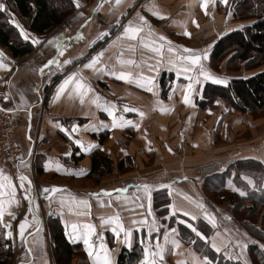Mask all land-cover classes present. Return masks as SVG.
Wrapping results in <instances>:
<instances>
[{"label": "crops", "instance_id": "obj_1", "mask_svg": "<svg viewBox=\"0 0 264 264\" xmlns=\"http://www.w3.org/2000/svg\"><path fill=\"white\" fill-rule=\"evenodd\" d=\"M79 1L68 25L47 33L37 53H0V76H7L0 104L15 110L14 135L21 153L29 152L25 162L0 169V220L17 226L0 230L12 242L14 264H59L68 244L67 264H116L121 248L137 240L142 264H204L167 224L170 215L204 220L211 249L240 260L194 174L216 160L264 156L256 145L264 140V117L229 111L221 98L199 113L195 99L207 82L225 84L264 69L211 71L212 46L246 21L233 19L231 0ZM114 23L118 30L106 38L105 27ZM40 57L44 65L30 64ZM162 72L165 80L170 75L164 97ZM44 86L50 91L42 100ZM243 127L248 137H239ZM102 132L108 136L99 143ZM95 150L113 162L98 180L87 176ZM159 188L170 197L162 215L153 206ZM213 206L231 217L229 201Z\"/></svg>", "mask_w": 264, "mask_h": 264}, {"label": "trees", "instance_id": "obj_2", "mask_svg": "<svg viewBox=\"0 0 264 264\" xmlns=\"http://www.w3.org/2000/svg\"><path fill=\"white\" fill-rule=\"evenodd\" d=\"M2 4L7 6L10 14H14L24 22L27 30L35 35H46L59 26L75 9L72 0H0V46L7 48L14 57L30 53L34 47L31 41L23 40L17 28L9 22V12L1 7ZM231 11L234 20H242L246 23L216 41L209 55L211 66L216 70H219L221 65L227 70L253 69L261 66L264 64V0H231ZM164 76L165 73L162 72L159 81L163 97L166 96L167 90L165 82L170 79V75L166 80ZM216 98L225 100L229 105V111H237L244 116L250 114L254 118L263 116L264 69L247 78L228 79L225 84L207 82L201 97L195 99L198 112L205 111ZM218 130L219 127H215V131ZM107 136V132L100 133L98 142L102 143ZM215 165L216 162L205 164L204 168H210L208 176L201 171L202 191L203 193L206 191L209 198H211L209 194H214V203L229 201L232 204L231 217H220L226 221L233 220L239 223L243 231L255 239V242L248 246L249 256L252 264H264V248L259 244L264 241L263 165L257 159L239 157L228 162L226 166ZM221 166L224 168L221 169ZM119 167L124 168L122 163ZM111 168V158L100 150H95L91 153V170L87 176L98 180L110 173ZM218 168L222 171H218L220 170ZM232 170L237 173L228 182L226 179L230 177L229 171ZM252 172L257 174L252 175L251 184L246 180L235 182L242 173ZM237 184L245 190L236 189L239 187ZM207 201L205 200L207 206L212 208L210 200ZM169 205L170 197L165 188L153 192V206L158 214L168 213ZM219 221L221 223L222 220ZM167 224L175 226L179 239L199 253L205 260L204 264H244L242 260L225 258L221 253L211 249L208 241L211 228L204 220L193 222L182 215H170ZM2 242L6 245V251L2 253L3 248H0V264H11L14 255L12 242L0 232V244ZM68 246H61L64 255L63 259L58 261L59 264H67L70 259L72 245L68 244ZM142 249V244L138 240L131 248L122 247L116 264H142L139 262Z\"/></svg>", "mask_w": 264, "mask_h": 264}, {"label": "rangeland", "instance_id": "obj_3", "mask_svg": "<svg viewBox=\"0 0 264 264\" xmlns=\"http://www.w3.org/2000/svg\"><path fill=\"white\" fill-rule=\"evenodd\" d=\"M51 1H53V0H51ZM72 2H73V4L75 5V9H74V11H77L78 9H80V7L82 6V5H80V1L79 0H72ZM83 2V1H82ZM54 3V2H53ZM3 9H5L6 10V12L8 13L9 12V15H10V17H9V22L11 23V24H17V26L18 27H16L15 25V27L17 28V30H18V32L20 33V35H21V37L23 38V40H28V41H31L32 43H33V47H35L36 45H38L44 38H45V36L47 35H33L30 31H28L27 30V28H26V25H25V23L24 22H22V21H20V19L18 18V17H16L14 14H10V11L7 9V6H5V5H3L2 4V6H1ZM73 11V12H74ZM72 12V13H73ZM71 13V14H72ZM70 14V15H71ZM69 15V16H70ZM68 16V17H69ZM68 17H66L65 18V20L60 24V25H63L64 26V24H66L67 22H68V20L69 19H67ZM67 19V20H66ZM71 20V19H70ZM119 20H120V25H121V27H120V30L122 31L123 29V24L125 23V21H126V16H125V14H123L120 18H119ZM109 21H111V19H109ZM124 22V23H123ZM117 23H114L112 26H110L109 28L108 27H105V31H103L104 33L103 34H105L104 36H106V38L109 36V35H111L112 34V32L113 31H115V30H118V25H116ZM59 25V26H60ZM67 25H68V23H67ZM58 27V26H57ZM55 29V28H54ZM53 29V30H54ZM106 38H104V39H106ZM213 47V46H212ZM32 52H35V53H37V51L35 50V48L33 49V51ZM0 53L2 54V56H4V55H6V54H12L7 48H5V47H2V46H0ZM18 57H21V56H18ZM20 61H21V59H19ZM19 60L17 61V63L19 62ZM34 62H36V64L38 65V66H42V65H44L45 64V61L42 59V57H40V59L39 60H37L36 58L35 59H31V62H30V64L31 65H34ZM2 64V63H1ZM202 62H201V69H203V67H202ZM209 65H210V67H211V69H210V67H208L207 69H209V70H211V71H219L220 72V70H221V68H224L222 65L220 66V69L219 70H216V69H214L212 66H211V63H210V59H209ZM11 69V68H10ZM44 70V69H43ZM10 74H12V71L10 70ZM9 74V75H10ZM41 74H42V72H41ZM215 76H218V72H216L215 73ZM7 79V76H0V90H3L4 88H5V84H4V82H5V80L4 79ZM16 79V77H11V80H12V82L14 81ZM209 79V78H208ZM168 80V79H167ZM201 82H203V80H200V83ZM165 85H167V87L169 86V80L168 81H166L165 82ZM164 88V87H163ZM167 89V88H166ZM162 90V89H161ZM48 91H50V90H48L47 89V86H44V89L42 90V93H41V99L43 100L45 97H47V94H48ZM43 96V97H42ZM264 113V112H263ZM261 117H264V115L263 116H261ZM257 118H260V117H257ZM216 121H217V124H215V127L216 128H218L219 126H220V121H221V118H217L216 119ZM249 131H248V129H246L245 127H243V129L241 130V132H238V135H242V136H239V137H248L249 136ZM223 141H220V140H217L216 141V143H220V145H221V143H222ZM258 147H262L263 149H264V140H263V142L262 143H260V144H256ZM234 158H237V157H233L232 159H229V160H227V161H220V160H216V161H214V162H216V165L215 166H218L219 164L220 165H223V166H226L227 164H228V162H230V161H232ZM254 159H257V160H259L260 161V163L263 165V168H264V156H258V158H254ZM112 160V159H111ZM39 163H40V161H38L37 160V164L39 165ZM113 163V162H112ZM208 164V163H207ZM113 166V165H112ZM204 166H205V164L204 165H200L199 167H198V169L196 170V172H195V176H197L198 178H199V180H200V182H201V185L203 186V182H202V178H203V175H202V172L204 173V175L205 176H208L210 173V168H204ZM223 166H221V169H223L224 167ZM211 168H213L214 166H210ZM200 168V169H199ZM218 169H220V168H218ZM218 170V171H222V170ZM202 171V172H201ZM229 172H231V175H230V177H228L226 180L228 181V182H230V180H232V178L234 177V175L237 173L236 171H234V170H232V171H229ZM257 173H254V172H252V173H248V174H244V173H242L237 179H235V182L236 183H238L239 181H243V182H245V180L246 181H248V183L249 184H251V182H253V177H252V175H256ZM260 174V173H259ZM105 175H107V174H105ZM237 186H239V187H236V189H238V190H245V189H243V188H240V187H242V186H240V185H238L237 184ZM235 188V187H234ZM7 190V189H6ZM230 191H232L231 189H229ZM12 191H13V195L16 193L15 192V189L12 187ZM225 192H228L227 190H224ZM223 191V192H224ZM11 194V193H10ZM11 194V195H12ZM203 196H204V199L207 201V200H210V204L212 205V208L211 207H208V208H210V210L212 211V213L214 214V216H215V218H217L218 219V221H219V219H221L222 221H221V223H220V221H219V223H220V226H222V228H224L225 230H226V232L229 234V236L231 237V240L233 241V243L235 244V247H236V249H237V252H238V256H239V258H240V260H242V262L244 263V264H252V261H251V256H249V252H248V246L250 245V243H252V242H255V239L254 238H252L250 235H248V234H246L244 231H243V229H242V227H240L239 226V223H237V222H233V220H224L222 217H220L221 216V214L216 210V208L213 206V204H214V202H213V198L215 197V195L214 194H212V195H210L209 194V196L212 198H209L208 197V195H207V193H206V191H204V193H203ZM0 197H1V194H0ZM1 199V198H0ZM208 202V201H207ZM12 203V202H11ZM12 206H13V209H14V211H12L11 210V212L12 213H14V214H16V205L13 203L12 204ZM0 207L1 208H4V205H2L1 203H0ZM11 206H8L7 208L9 209ZM0 228H3L5 231H6V229H8L9 231H14L16 228H17V226H16V221H13V219L11 218V222H9V227L8 228H6V226H4L3 224H2V221L0 220ZM264 228V227H263ZM2 232V231H1ZM3 234V233H2ZM259 244L262 246V248H264V241H262V242H259ZM3 248V252L2 253H4V251H6V245L2 242L1 244H0V248ZM57 251H59V253L61 254V252H62V250L60 249V247H58V250ZM0 253H1V251H0ZM59 255V254H58ZM63 255V254H62ZM60 256V255H59ZM15 263V254L13 255V258H12V263L11 264H14Z\"/></svg>", "mask_w": 264, "mask_h": 264}, {"label": "built area", "instance_id": "obj_4", "mask_svg": "<svg viewBox=\"0 0 264 264\" xmlns=\"http://www.w3.org/2000/svg\"><path fill=\"white\" fill-rule=\"evenodd\" d=\"M15 110L0 104V169H10L29 157L22 154L14 135L13 114ZM31 149V146H30Z\"/></svg>", "mask_w": 264, "mask_h": 264}]
</instances>
